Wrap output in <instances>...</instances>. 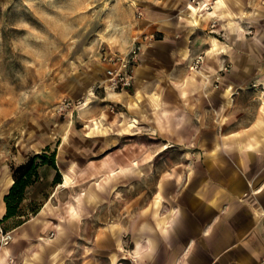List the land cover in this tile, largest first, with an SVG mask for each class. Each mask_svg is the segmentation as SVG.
Masks as SVG:
<instances>
[{
	"label": "crops",
	"instance_id": "crops-1",
	"mask_svg": "<svg viewBox=\"0 0 264 264\" xmlns=\"http://www.w3.org/2000/svg\"><path fill=\"white\" fill-rule=\"evenodd\" d=\"M123 7V42L103 54L152 36L131 87L0 139V220L11 165L53 146L59 174L39 166L23 200L41 198L36 212L0 223V264H264V0Z\"/></svg>",
	"mask_w": 264,
	"mask_h": 264
},
{
	"label": "rangeland",
	"instance_id": "rangeland-1",
	"mask_svg": "<svg viewBox=\"0 0 264 264\" xmlns=\"http://www.w3.org/2000/svg\"><path fill=\"white\" fill-rule=\"evenodd\" d=\"M125 2L0 0V139L11 145L26 130L38 137L75 117L62 102L88 107L103 92L94 83L98 57L123 42ZM30 200L41 198L23 204Z\"/></svg>",
	"mask_w": 264,
	"mask_h": 264
},
{
	"label": "trees",
	"instance_id": "trees-1",
	"mask_svg": "<svg viewBox=\"0 0 264 264\" xmlns=\"http://www.w3.org/2000/svg\"><path fill=\"white\" fill-rule=\"evenodd\" d=\"M42 165L56 170L55 150H51L49 146L44 147L40 153L29 154L23 163L10 166L13 182L3 197L5 213L0 223L10 221V226H15L36 212L42 200L36 204L30 200L25 205L23 200L26 198V188L38 180L37 170ZM57 183H59V174L56 170L52 185Z\"/></svg>",
	"mask_w": 264,
	"mask_h": 264
},
{
	"label": "built area",
	"instance_id": "built-area-1",
	"mask_svg": "<svg viewBox=\"0 0 264 264\" xmlns=\"http://www.w3.org/2000/svg\"><path fill=\"white\" fill-rule=\"evenodd\" d=\"M214 25H211L213 28ZM249 34L250 31H247ZM152 36L147 37L143 35L140 39L136 40L132 46L125 53H105L101 55L100 61L104 64L103 78L100 86L109 92H119L127 90L131 87L132 67L138 59L141 46L145 40L151 39ZM201 64V56H195L192 59L190 69L196 71ZM227 69L223 67L220 71L225 72ZM60 110L67 111L71 109L72 112L75 108L73 102L61 103ZM11 240V233L5 231L0 227V246H5Z\"/></svg>",
	"mask_w": 264,
	"mask_h": 264
}]
</instances>
